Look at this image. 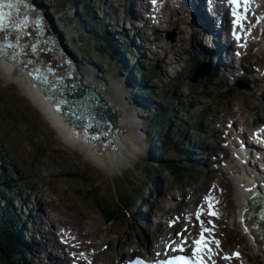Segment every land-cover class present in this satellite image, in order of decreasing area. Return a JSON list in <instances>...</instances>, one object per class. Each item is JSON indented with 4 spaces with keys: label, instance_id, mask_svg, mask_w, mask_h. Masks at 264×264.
I'll use <instances>...</instances> for the list:
<instances>
[{
    "label": "rangeland",
    "instance_id": "374dc122",
    "mask_svg": "<svg viewBox=\"0 0 264 264\" xmlns=\"http://www.w3.org/2000/svg\"><path fill=\"white\" fill-rule=\"evenodd\" d=\"M122 1L93 0V5L97 9L94 16L101 20L103 27H106L104 26V23H106L110 31L117 33L126 28V32H122L120 37L123 43L126 42V46L123 43L122 45L129 54L132 51L139 57L135 53V46H131L128 39V37L135 34V30H128V25H124L121 20L120 6ZM38 2H43L42 4L47 7L48 14L62 33V37L65 39L64 45L66 44L70 54L74 58L75 56L82 58L97 75L115 86L119 93H122L123 101L129 104L133 112L137 114L135 110H139V107L133 104L130 95H125L128 92V89H126L127 81L117 71L114 62L109 57H99L98 53V60L101 61V64L96 65L92 59H88L83 54V51L76 50L78 47H80V50L82 49L81 26L74 20L77 10L66 4L65 0H38ZM61 6L63 7L61 8ZM177 18L181 23H177ZM187 21L188 18L183 12H177V15L170 19V23L165 24V27L158 31L153 46L147 45L148 50L144 54L142 61L144 65L142 64L141 68L150 77L145 85L147 87L151 86L156 101L165 103V92L169 89L176 91L180 102L177 97V100H174L171 105H180L181 108L175 110L173 115L170 136L177 143L188 136L193 143L195 140L197 144H201V151L198 150V146L195 148L198 155L195 156L194 161L208 164L211 159L206 160L203 154L210 151V148L211 150L221 149L218 139L222 137L235 116L240 121V130H246L247 126L249 128L251 126L257 127V125L264 123V78L254 72H252V75L239 77L240 70L238 69L235 70L238 78H226L225 75L220 73L223 70L222 67L214 68L216 60H205V70L216 71V78L210 83L204 82L205 79H203L196 84H192L189 81L192 74L191 69L197 62L194 53L196 50L202 52L193 42H198L197 44L201 45L202 41L198 39L200 36L197 34L192 35L191 28L186 25ZM145 37L148 42L150 37L148 35H145ZM138 42L142 45L145 44L136 37L134 43L137 44ZM260 45L262 46V43ZM91 47L98 51L94 45H91ZM158 57L162 59L160 63L156 62ZM248 61V63L244 62L245 66L243 62L241 63L246 72L248 71V64L252 66H249V70H254L257 66L264 67V51L260 53L254 48L249 54ZM130 63L132 65L135 61L130 60ZM131 84L132 86L134 84L132 79ZM219 85L224 87L225 90H231L227 99L220 100L217 92H215ZM144 97L148 102L147 96ZM155 108L153 103L151 109L148 110L149 112L146 111L144 116L139 110L140 116L137 120L139 129L136 132L135 139L138 136L140 148L135 155H132V159L127 161L122 168H101L87 159L82 152L64 142L56 129L47 121L48 119L24 95L17 84L8 80L0 72V185L5 186L6 199L10 200V204L20 216V222L27 219L28 216L32 219L37 216L36 224L39 223V220L48 223L47 216L50 215L60 225L68 223L67 225L70 226L66 229V232L73 227L78 230L80 235L89 234L91 240H95L94 245L97 246L98 250L108 244L106 253L102 256L103 260L107 258L105 261L111 263V256L114 251L117 257L122 256V254L128 255L131 251H140L141 246L145 244L143 238L148 235L147 231H153L154 224L163 220L162 218H156L154 210L158 207L154 209L153 206H150L151 204L160 206L163 211L171 208L170 212H173L175 208H179V205H176L182 200L188 199L190 201L191 197L199 198L207 186L211 183L214 185L220 182L221 187L219 189L221 192L223 191L227 202L223 208L226 216L223 219V224H225V227H223L225 228L224 233L235 242V245L233 247L229 246V249L238 247L242 249L249 263L264 264V258L258 255L256 249L242 237L236 227L238 211L235 205L236 181L235 174L230 173L231 169L229 167L224 168V166L219 165L220 172H215L212 165L197 167L192 170L193 175L190 180L180 183L170 181V177L163 174L162 181L157 186L159 196H156L155 193L149 195V193L144 192L145 190L149 192V187L152 186V181L150 177H147L146 171H151L154 163H156L152 159L155 155L152 147H155L158 140L157 136L153 137L151 135L149 144L148 141L147 143L144 141L145 137L150 135L148 126L144 122L149 121ZM8 109L16 113L15 119H12L11 112H7ZM259 119H262V123ZM189 129L190 131H188ZM161 131H166V128L162 130L159 125L155 132L160 133ZM119 137L116 142L120 147V143L128 142L130 135L124 129ZM154 139L155 144L153 145ZM37 146L45 149V154L48 155L47 159L35 155ZM167 152L165 156L162 155L158 158L176 156L173 150ZM217 154L220 158V153ZM74 172L77 176L76 179L70 177ZM158 172L160 171L156 169L152 177H156ZM4 174L7 177H4ZM193 185L195 188H193ZM92 191L98 194L97 200L101 201L102 205L110 208H114L118 201H123L126 197L143 198L145 201L141 206L140 214L144 217L148 213V222L140 219L141 216L139 217L137 211L141 202H136L132 211H122L118 216V222L108 224L102 218L101 211L90 199L94 194ZM180 192L188 194L181 199ZM222 200L224 201L223 195ZM0 205H3V203H0ZM35 208L39 209L40 213L33 211ZM31 224L32 221H28L27 227L25 226L30 232L28 236L31 241L26 239L24 242L27 245L31 243L36 245L35 251L39 252V247L42 248L45 240L40 237L43 236L41 232L36 235L37 231L35 227L34 229L31 228ZM48 224L54 227L57 232L63 230L64 234V229H60L57 223L52 221ZM39 226L36 228H39ZM96 228L100 233L94 239L90 232ZM49 238L52 239V236H49ZM47 246L52 248L48 242ZM115 246H117L116 249ZM117 250L120 255L116 252ZM41 252L42 255L38 253L41 257L38 254L35 255L34 252L27 259V264H45L46 260L44 259L46 257L43 251ZM50 252L52 255H60L58 249H52ZM61 254L63 255L62 251ZM65 254L67 255L65 264H69L70 258L66 252ZM96 256L97 263H101V258L98 254ZM60 263L63 264V261H60Z\"/></svg>",
    "mask_w": 264,
    "mask_h": 264
},
{
    "label": "bare ground",
    "instance_id": "6f19581e",
    "mask_svg": "<svg viewBox=\"0 0 264 264\" xmlns=\"http://www.w3.org/2000/svg\"><path fill=\"white\" fill-rule=\"evenodd\" d=\"M33 1H35L36 4H38L40 7H42V10H45L48 12L47 7L42 4L43 2L40 3V2H38V0H33ZM125 4H126L127 10L132 9L129 2L125 1ZM262 4H263V6H261L262 13H264V1H262ZM199 13H200L201 17L204 16V10H203L202 5L199 7ZM176 20H177V23H181L178 18ZM259 22L261 24H264V22L262 20H260ZM51 24L53 25V28L55 30L56 35L63 41V44H64L65 39L62 37V33H60V31L58 30V28L54 24V21L52 20V18H51ZM38 25H39L38 23H34V24L30 23L27 25V28L29 29V28H32L33 26H36L35 28H39ZM186 25L191 28L192 35L196 34V29L202 27L199 24L193 23L192 19H191V21L188 20L186 22ZM211 25H212V22L206 21V26L209 29L211 28ZM246 25L250 27V24L247 23ZM33 31H35V29ZM106 32H107V30H106ZM107 35H112V34L107 32ZM255 35H257V34H255ZM128 39L131 40V37H129ZM198 39L200 41H202L201 45L200 44L198 45L197 44L198 42L196 43L195 41L193 43L195 44V46L199 47L202 50L201 58L204 61L205 60H208V61L216 60V64H215L214 68H217L219 66L222 67L221 66L222 60L220 59L219 53L215 52V43L216 42H215L214 37L211 36V33L208 31H205L204 35H202V37L198 38ZM205 40L208 41L209 43H211V46L208 49L205 46V43H204ZM139 41H141V40H139ZM132 42L134 43V41H132ZM259 43L260 44L262 43L263 50H264V33L263 32H261V39H260ZM140 44L141 43L138 42L137 44H135V46L138 47ZM130 45L133 46V44H130ZM65 47H66V44H65ZM67 49H68V47H67ZM216 49L222 50L223 52L227 51V49L224 47L222 42H220L217 45ZM147 50H148V46H147ZM69 52H70V50H69ZM165 55H166V53H165ZM161 61H162L161 57H158L156 59L157 63H160ZM75 62H76V65L78 67L79 75L81 77L80 82L82 83V85H84L86 87L93 88L95 91V92H92L93 96H96L97 94L101 95L104 103L105 104L109 103V106L114 111V113L118 119V121H117L118 125H116V127L119 130L123 131L125 129L129 132L130 138H129L128 142L120 143L121 144L120 147H119L118 143L116 142V140H118L120 137L117 136L118 134L113 132V130L108 131V133H110V135L106 136L103 134L104 137L100 138V139L104 138V142L107 143L105 148L102 147L101 145H98V144L96 145L94 142L87 141L83 137L79 138L77 136H74L73 133L63 125V122L61 121L59 114L55 113L51 108L50 109L47 108V105L43 102V100L41 99V96L39 95L37 84L35 83V81L33 79L28 78L27 74L24 73V71L12 70V69L9 70V69H7L5 64H0V72L3 73L7 77L8 80L13 81L14 83L17 84V86L21 89V91L24 93V95H26L31 100V102L35 105V107L48 119L47 121H49L50 124L56 129V131L58 132L60 137L64 140V142H66L67 144L72 146L74 149H77L78 151L82 152L87 157V159L91 160L97 166H99L101 168H108V169H110V168L111 169L122 168V166H124L127 161H130L132 159V155L133 154L135 155L139 151V148H140V143L138 142V136H137V139H135L136 138L135 137L136 132L139 129L137 120H138V117L140 116V112L138 110H135V112L137 114L139 113L137 116V114H135L133 112V109L129 106V104H127L123 101V98L121 96L122 93L120 94L115 86L108 83L103 77H100L99 75H97V73L93 69H91L84 62V60L82 58L75 56ZM15 67H17V65H15ZM239 68L244 70V67L242 66V64L239 66ZM247 70H248L247 73L252 75V71L249 70V66L247 67ZM259 71H260V69H258V72ZM220 73L222 75L224 74V72L222 70ZM41 85H42V83H39V86H41ZM131 86H132L131 79L128 78V84L126 85V89H128V92H129V90H134L136 92H139V89L136 88V86H132V88H131ZM148 88H151V86H148ZM128 92H126L125 95H127ZM47 104H49V103H47ZM106 106H107V104H106ZM105 109L108 110L109 107L108 108L106 107ZM141 111H144V110H141ZM141 113L143 114V116L145 115V112H141ZM78 124H80V123H78ZM152 149H153V147H152ZM154 153H155V155L152 157L153 160L156 158V152L154 151ZM207 158L208 157L205 155V159H207ZM234 160H236V159L234 158ZM238 160H239L241 166L238 164L237 160H236V162L239 165L240 170L236 169L235 172H231V173L235 174L236 180H237V177L239 178L240 174L244 173L245 180L239 181V179H238L236 181V190H235V192H236L235 193V201H236L238 213H239V216H242V213H243L242 209L244 208V203L247 199L246 195L250 196V194H251L250 188H252L254 186V182L252 180H254L255 182H261L262 179L259 178L260 172H259L258 168L254 165V158H253V155L251 153L240 152ZM196 163H199V162H196ZM217 164H218V162H217ZM197 165H198V167L206 166L205 163L204 164L199 163ZM251 168L253 169V171L255 173H253L251 171ZM237 173H239V175ZM251 178H252V180H251ZM187 194H185V192H180L179 196L182 199V197L187 195ZM215 195L218 196L217 193H215ZM180 197H179V199H180ZM183 198H185V197H183ZM240 203L242 205H240ZM219 209H220V206H219ZM33 211L38 212V209L35 208ZM28 215H30V214H28ZM35 217H33V219H32V218H30V216H28L27 219H25L23 221H33V225L37 226L34 223ZM141 219H144L142 221L146 220V222H148V219H149L148 214L146 213L145 216L142 217ZM54 220H55V218L51 217L50 215L47 216V221H49L48 223H52V221H53L54 223L58 224V222L57 221L55 222ZM59 220H61V219H59ZM48 223H42V225H40L38 228V234H40V232H41L43 234V236H40V237H42L45 241L42 244V248L39 247V249H40L39 252L34 250V252L36 253L35 255H37L38 253L42 255L41 251H43V253L46 257V259H44V260H46L45 264H61L60 261H63V264H65L67 262V255L65 254V249H67L68 246H64L59 241V238L62 237L64 234L62 232H57V230L54 227L50 226ZM67 224H61V225L58 224L59 225L58 227L60 229L63 228L64 231L66 232V229L70 226ZM72 231L77 232L78 230L76 228L71 227V229H69L67 232H69L68 234H70V233H73ZM90 233H91V236L94 237V239H95V238H97V236L99 235L100 232L96 228V229L92 230ZM205 235H207V237H209L210 233H207ZM49 236H52V239L46 240V238L47 237L49 238ZM67 237H69V236H67ZM77 241L80 242L79 243L80 249L89 248L91 246H94V244H95L94 243L95 240L94 241L91 240L89 234H86L84 236H80V238ZM47 242H48V244H50V246L52 248L47 246ZM52 249L60 250V255H58V256L56 254L52 255V253L50 252ZM61 251L63 252V255L61 254ZM116 252H118V250ZM239 254H241V253H239ZM119 255H120V253H119ZM39 257H41V256L39 255ZM119 257H121V256H119ZM230 260L234 261L233 259H230ZM234 262H236V261H234Z\"/></svg>",
    "mask_w": 264,
    "mask_h": 264
},
{
    "label": "trees",
    "instance_id": "16d2710c",
    "mask_svg": "<svg viewBox=\"0 0 264 264\" xmlns=\"http://www.w3.org/2000/svg\"><path fill=\"white\" fill-rule=\"evenodd\" d=\"M65 2L73 7L74 10H77V12H75L74 20L79 23L82 30L80 34L82 49L80 50V47H78V50L80 52L83 51V54L88 59H92L96 65L101 64V61L98 60V53L101 58L109 57V59L114 62L115 67H117V71L126 75L132 66L127 65L123 60L122 55L116 50V47L124 50V46L114 39V35H107L104 30L105 27L101 25V20L94 17V13L97 12V9L93 5V0H65ZM62 7L63 6H61V8ZM116 38L118 37L116 36ZM91 45H94L98 51L92 49ZM92 52H94V54H92ZM201 66L202 62L197 60L196 64L192 67L191 72H193L195 68H199ZM134 70L138 76V81L134 85L139 89L140 94L149 97L152 101L151 103H154L156 106L149 121L144 122L145 125L148 126V133H150V135L147 136L148 141H150L151 135L153 137H158V150L156 151V158L154 159L156 163L151 168V171H146V174L148 175L147 177H150V180L152 181V186L150 187L151 191L149 188V192L146 190L144 192L149 193V195L152 192V194L155 193L157 196V192L155 191L156 184H159L162 181L163 174H167V176L170 177V181L175 183L191 179L193 175L192 170L197 168V164L199 163L189 160L190 157H193L189 150H195V146H198V150H201V144H197L195 140L193 143L188 136L185 137L186 139L182 138L178 141V143L174 142L173 137L170 136L173 115L175 110H179L181 108L180 105H171L174 100H177L178 95L176 94V91L174 89L167 90L165 92V103L158 102L153 96L152 88H148L145 85L149 76L138 65L135 66ZM139 71L141 72L140 74ZM210 73V77L205 79L204 82L210 83L214 81L216 73L215 71H210ZM216 89L217 90H215V92H217L220 100L227 99L231 93L230 89L225 90V88L221 85H219ZM178 101L180 102L179 97ZM7 112H11L12 115H10L12 116V119H15L16 113L14 111L8 109ZM159 125L162 127V130H165L166 128V131L156 133L155 130ZM188 131H190V129ZM168 150H173L176 156L158 158L162 155L165 156L168 153ZM45 153L46 152L43 147H36V156L47 159L48 155ZM156 169L160 172H158L156 177H152ZM4 177H7V175L4 174ZM70 177L76 179L77 176L74 172V174L70 175ZM94 189H96V187H94ZM5 190V186L0 185V203H3V205H0V264H27V259L31 257L36 248L34 244L31 243L27 245V243L24 242L26 239L31 241L28 236V233L30 232L23 229V225L19 220V215L10 204V200L6 199ZM92 192L94 194L90 197V199L101 211L102 218L108 224L118 222V216L122 211H132V209L135 208L136 202L139 203L143 201V198L139 199L135 197H126L123 201H118L117 204L114 205V208H110L102 205L100 203L101 201L97 200L98 194L94 191Z\"/></svg>",
    "mask_w": 264,
    "mask_h": 264
},
{
    "label": "snow or ice",
    "instance_id": "6c2138e0",
    "mask_svg": "<svg viewBox=\"0 0 264 264\" xmlns=\"http://www.w3.org/2000/svg\"><path fill=\"white\" fill-rule=\"evenodd\" d=\"M247 2V0H245V3ZM228 3L233 7V16L235 17V19L233 20V24L234 26L237 24V22L241 19V17L238 15L236 9L239 6V0H228ZM15 5L12 3V0H0V29L3 28V21L5 19V13H4V9L8 8L11 9L13 8ZM238 38V37H237ZM5 47L8 48H12L11 45H6ZM0 56H3L4 58H8L9 53L5 52L2 48H0ZM206 201H209L208 203V208H209V215H215V213L212 211V204L210 203V198L209 197H205ZM200 213L197 212V217H199ZM245 231H247V229H245ZM197 245V251L203 247L205 241L203 239V231L201 232V239L197 240L194 242ZM218 243V242H217ZM262 251H264V248L261 249ZM196 254V252H194V255ZM236 256H238V254H234ZM178 259H183L182 257H179ZM224 259H230L229 257H224ZM188 264H191V262H188ZM196 264H202L201 261H197Z\"/></svg>",
    "mask_w": 264,
    "mask_h": 264
},
{
    "label": "water",
    "instance_id": "95a60500",
    "mask_svg": "<svg viewBox=\"0 0 264 264\" xmlns=\"http://www.w3.org/2000/svg\"><path fill=\"white\" fill-rule=\"evenodd\" d=\"M12 1H13L15 4L18 3L17 0H12ZM67 54H68V53H67ZM68 55H69V54H68ZM70 58H71V57H70ZM210 75H211L210 71L205 70V69H204V66H201V67H199V68H195V69L193 70V72H192V74H191V76H190V78H189V81H190L192 84H196L199 80H203V79H207V78H209ZM86 92H87V91H86V89H85L84 86H81V89L79 88V89L75 92L74 96L72 97V99H70V102H69V103L71 104V107H72L73 109L79 107V105H80V101L82 100V96H84ZM61 111H62V112H61ZM61 111L59 112L60 114H66V115L68 114V112L65 111V110H61ZM106 121L109 123V126H114V125H116V121H118V120H117L116 115L113 113V115L110 114L109 116L106 117Z\"/></svg>",
    "mask_w": 264,
    "mask_h": 264
}]
</instances>
